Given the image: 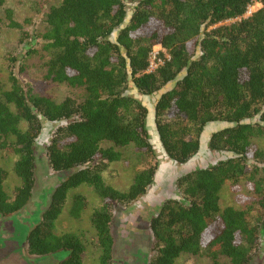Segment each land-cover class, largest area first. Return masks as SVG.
Returning <instances> with one entry per match:
<instances>
[{"label": "trees", "instance_id": "obj_1", "mask_svg": "<svg viewBox=\"0 0 264 264\" xmlns=\"http://www.w3.org/2000/svg\"><path fill=\"white\" fill-rule=\"evenodd\" d=\"M254 2L262 7L244 18ZM6 15L8 26L22 32V43L40 39L48 81L84 91L80 100L60 103L36 93L20 78L27 56L9 57V89L0 78V150L18 157L14 173L20 179L10 197L9 173L0 166V216H15L31 203L46 124L55 130L47 161L66 176L29 229L30 256L86 264L83 238L57 234L70 193L86 186L102 201L90 218L99 263L113 264L116 208L153 197L158 181L153 120L161 151L179 167L201 153L209 126L224 127L208 141L219 158L175 174L170 192L152 201L150 264H176L182 255L205 256L212 264H264V150L254 143L264 136V0H60L46 15L44 32L34 35L13 12ZM156 46L169 59L162 54L164 64L150 73ZM154 97L150 108L144 99ZM129 147L155 165L138 172L123 192L103 174L122 161L117 149ZM243 180L254 198L244 202L246 209H222L224 187L237 189ZM88 208L77 194L70 214L79 220Z\"/></svg>", "mask_w": 264, "mask_h": 264}, {"label": "rangeland", "instance_id": "obj_2", "mask_svg": "<svg viewBox=\"0 0 264 264\" xmlns=\"http://www.w3.org/2000/svg\"><path fill=\"white\" fill-rule=\"evenodd\" d=\"M58 5H60V0H7L5 6L0 7V78L6 89L10 88L9 57L23 58L27 56L20 78L22 81L29 83L36 93L51 98L57 103L68 97L78 100L83 97L84 91L82 89L52 83L46 79L45 64L48 59L45 52L42 51L40 39L31 40L30 38L28 43H22V32L8 26L7 10L13 12L14 19L25 26V31L32 35L42 34L46 26V15L52 7ZM28 50H33L35 53L25 55ZM20 66L18 64L19 68ZM144 100L150 108H153L157 97L145 98ZM222 127H224L223 124L209 126L203 137L204 146L201 153L188 165L179 167L161 151L156 139L155 124L153 120L150 121L152 142L158 154L156 160L159 166L158 181L154 186V191H150V194L154 192L153 197L152 195L143 197L127 208L122 206L116 208L112 225V233L115 239L113 264H150L153 239L149 222L150 218L155 215L153 206L157 205L152 201H156L158 197L161 198L170 192V185L175 174L196 167H204L219 158L218 155L208 149V141L211 134ZM22 128H25V125ZM53 130L54 128L51 125L46 124L45 131L38 142L37 186L31 203L25 210L15 216L8 218L0 216V264H57L60 259L59 256L47 258L30 256L27 252L26 237H23L26 231L22 228L28 220L34 222L41 219L42 212L47 208L53 191L60 181L66 177L55 173L47 161L46 146L54 136ZM254 143L258 148L264 150V136L255 139ZM102 145L104 148L112 146L109 143H103ZM117 150L123 154L122 161L109 165L103 175L107 184L125 192L131 187L135 175L150 165H155V162L149 157L137 153L133 147L118 148ZM17 160L18 157L14 154L0 150V166L9 173L5 190L10 197H13L15 189L20 185V179L14 173ZM77 194L85 196L89 203L88 210L83 213L79 220L73 219L70 214L73 198ZM253 198L254 195L248 188L246 181L243 180L237 189H233L228 184L221 193V207L222 209L227 207L246 209L244 202ZM248 204L249 202H247ZM101 206L102 201L93 189L83 186L70 193L66 207L57 222V234L74 233L83 238L87 248L84 257L86 264H100L101 251L95 246L96 231L90 218L93 211ZM19 240H25L20 248L18 246L20 244ZM176 264H212V261L205 256L182 255ZM221 264H227V260L222 259Z\"/></svg>", "mask_w": 264, "mask_h": 264}, {"label": "built area", "instance_id": "obj_3", "mask_svg": "<svg viewBox=\"0 0 264 264\" xmlns=\"http://www.w3.org/2000/svg\"><path fill=\"white\" fill-rule=\"evenodd\" d=\"M261 7H262L261 3L254 2L249 7L248 12L244 18H248V17L252 16ZM228 23H233V22H228ZM162 54H164L165 56L167 55L166 51L161 46H156L154 48V51H153L151 58H150L151 59L150 60V68L148 70L150 73L155 72L159 68V66L164 64V59L161 56ZM167 58L169 59L168 55H167Z\"/></svg>", "mask_w": 264, "mask_h": 264}, {"label": "flooded vegetation", "instance_id": "obj_4", "mask_svg": "<svg viewBox=\"0 0 264 264\" xmlns=\"http://www.w3.org/2000/svg\"><path fill=\"white\" fill-rule=\"evenodd\" d=\"M38 223H39V221H34V222H32V221H26V224H25V226H22V228H24L25 229V235H23V237H26V235H28V232H29V229L30 228H34L35 226H37L38 225ZM24 241L25 240H19V242H20V244L18 245L19 246V248L22 246V244L24 243Z\"/></svg>", "mask_w": 264, "mask_h": 264}]
</instances>
